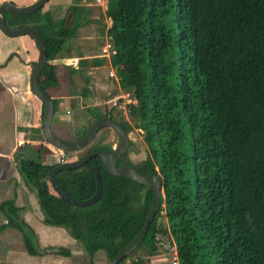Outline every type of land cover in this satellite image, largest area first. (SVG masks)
<instances>
[{
  "label": "trees",
  "instance_id": "1",
  "mask_svg": "<svg viewBox=\"0 0 264 264\" xmlns=\"http://www.w3.org/2000/svg\"><path fill=\"white\" fill-rule=\"evenodd\" d=\"M81 1L74 0L66 14H75ZM102 1L111 22L106 35L115 52L110 64L117 84L134 101L126 105L127 112L147 148L139 164L124 160L140 173L162 179L161 207L139 250L154 257L156 234L161 233L175 244L179 264H264V0ZM42 10L2 17L11 29L30 27L42 35L47 63L38 85L47 93L59 87V68L52 62L71 58L81 23L68 24L67 15ZM103 64L104 59L95 58L89 66ZM87 66L84 58L77 68L66 65L70 81ZM87 87L82 97L89 95ZM53 104L56 109L57 101ZM88 112L93 122L114 119L111 111L101 113L97 107ZM121 125L131 131L128 122ZM86 131L62 139L76 141ZM93 149L111 151V146L64 154L73 162ZM58 165L15 158L22 183L35 194L43 224L63 228L83 247L90 264L99 252L110 261L141 230L152 190L106 174L93 158L55 175L71 198L87 201L96 192L94 167L99 168V200L75 207L50 183ZM15 200L16 192L0 204L6 222L1 229L17 230L29 256L70 257L68 248L40 247ZM162 214L166 226L158 225Z\"/></svg>",
  "mask_w": 264,
  "mask_h": 264
},
{
  "label": "rangeland",
  "instance_id": "2",
  "mask_svg": "<svg viewBox=\"0 0 264 264\" xmlns=\"http://www.w3.org/2000/svg\"><path fill=\"white\" fill-rule=\"evenodd\" d=\"M50 2H53V0ZM73 2L74 0H72L70 3H67L66 5H58L56 7H50L51 5L48 4L46 5L47 7L44 8V10H54L53 13L55 14V17L67 15L68 24L73 21H78L81 23V27L77 31L74 39H72L70 55L86 59L88 66L84 69L81 75H75L71 82L69 75L67 74V69L65 68V66L68 65L67 59L59 61V69H61V71H58V78L61 88L63 89L69 85V88H66L67 91L65 93L71 95L72 98H75V100L79 101L78 106L76 103H71V109L69 111L70 113L67 116L69 117L75 133L86 131V129H88L90 123H92L91 121L93 120L88 110L93 107H97L101 113L111 111L117 121L128 122L131 126V131L128 134L130 145L126 152V160L133 165H137L146 158L147 148L142 140V131L136 127L135 119L129 116L127 112L126 105L133 103L134 101L125 90L119 87L116 81L117 78L109 77L108 63L104 62L106 64H103L97 68L89 66L90 62L98 56L100 48L104 44L110 43L106 35V31L110 27L111 22L105 15V6L102 0H82L77 5L78 10L75 14L72 12L66 14L65 11L67 10V7L72 6L74 4ZM68 66L71 67L70 65ZM64 77H66L69 82L65 81ZM86 86H88L87 92L89 95L82 97L80 94ZM58 92L59 91L57 90L54 93L58 95ZM0 107L4 108L2 112L0 109V144L2 151L8 153L11 151V147L14 145L13 143L15 141V136L13 134L15 125L12 121L13 110L9 109L8 106L6 107V105L1 103V101ZM27 130V132H29V129ZM16 131H19L20 133L24 132V134L26 132L25 130ZM58 135L61 137L64 136L62 134ZM41 138L44 140L43 136H41ZM115 144H118V136L116 135V132L111 128H104L98 132L88 147L97 145H101L102 147L104 145L114 146ZM37 149L38 148L36 146H29L27 148V153H25L23 157L26 156L31 159L42 161L41 157L42 154H44V150ZM19 150L22 152V149ZM82 152L83 151L73 153L72 156H77V154L79 155ZM18 155L20 156L19 152H12L9 158L7 156H0V181L9 178V182L13 180L12 176L17 172L15 158ZM15 176H17V180H19L21 184L22 180L18 173ZM17 180L14 183L11 182V184H7V182L0 183V204L4 200L12 198L13 188L15 189L18 187ZM29 210V216L36 217L35 219L39 218L38 216L43 217L35 198L34 202L30 204ZM23 215L24 214H20L22 219ZM3 221L5 220L0 213V223ZM31 222H33V219ZM166 224L167 221L164 217V214H162L158 218V225L166 226ZM28 225L36 234L41 248H47L51 246L58 247L61 245L68 247L67 244H63V238L60 235L55 237L44 232L45 230H54L52 229L53 227L42 224L41 227L36 228V225L30 224V221L28 222ZM67 236L69 235L67 234ZM156 238L157 240L162 238L164 245H158V241L156 240V253L154 257H149L147 252L138 249L130 255L124 264H170L169 259L171 256V251L168 249L170 242L169 237L167 235L158 233L156 234ZM4 243L6 245H4ZM46 245L48 246L44 247ZM77 248L79 250L75 252L73 257L78 263L75 262L74 264H90L89 258L84 252L83 247L77 243ZM79 256L82 258L80 259ZM56 260V257L38 258L29 256L23 248L21 234L15 229L9 230L8 233L6 232L5 236L3 237L0 236V264H51ZM93 264H109V261L103 252H99L93 258Z\"/></svg>",
  "mask_w": 264,
  "mask_h": 264
},
{
  "label": "crops",
  "instance_id": "3",
  "mask_svg": "<svg viewBox=\"0 0 264 264\" xmlns=\"http://www.w3.org/2000/svg\"><path fill=\"white\" fill-rule=\"evenodd\" d=\"M35 1L36 0H1L0 4L11 3L17 7H25V6H29ZM71 1L72 0H53V2H48L46 5L50 4L51 5L50 7H56L58 5L59 6L66 5ZM46 5L43 7L42 12L47 11L44 10V8L47 7ZM38 55H39V51L37 45L31 37L21 36L16 38H9L0 31V101L1 103L5 104L6 107L8 106L9 109L13 110L12 121L15 125L14 128L15 130L13 129V134L15 136V141L13 143L14 145L11 147V151L7 153L5 151H2L0 144V156H7L9 158L12 152H19L20 155L24 156V154L27 153V148L29 146H36L39 150H44V154L41 153L42 162L47 165H53V164H58V161L61 158V156L63 155L65 156V154L53 150V148H50V145H48L41 138L42 136L41 121H42V113L44 106L41 103V101L38 100L32 94L29 88L31 71L34 67V64L37 62ZM67 57H68V53H66L65 55V58ZM71 58L80 59L74 56H71ZM59 61H62V59L60 58L56 59L52 62V64L60 68ZM104 62L108 63L110 70L109 62H107L106 60H104ZM93 68H97V67H93ZM59 70L61 71V69ZM64 78L65 81H68L66 77ZM68 86L62 89L59 81V87L49 89L47 92L52 102L53 100L57 101L56 109L51 123V130L56 136L60 138H65L66 136L71 134L74 136L76 134L75 131H73L72 124L67 115H69L70 113L69 111L71 109L70 107L71 103L72 104L76 103L78 106L79 101L75 100V98H72L71 95L65 93L67 91L66 88ZM57 90L59 91L58 95L54 93ZM0 109L1 112L4 110V108L1 107ZM91 122L92 123H90V126L94 123L93 120ZM27 129H29V132H27L28 131ZM16 130H20V131L25 130L26 132L24 134V132L20 133L19 131ZM58 134H62L64 136L61 137ZM19 149H22V152ZM16 174L14 173L12 176L13 180L11 182L13 183L18 179L17 176H15ZM9 181L10 178L6 180L4 179L3 181H0V183L7 182V184H11V182ZM17 183H18V187L15 189L13 188L12 193L14 194V192H16L15 203L17 206L23 209L22 214H24L23 215L24 221L27 224L30 221V224L36 225L35 226L36 228L41 227V225L43 224V217L38 216L39 218L35 219L36 217L29 216L30 204L34 202V198L36 199L35 194L29 191L24 186L23 183L20 184L19 180H17ZM32 219L33 222H31ZM5 223H6L5 221L0 223V234H1L0 236L2 237L5 236L6 232L8 233L9 230H12V228L1 229ZM52 229L54 230H45L44 232H46V234L49 233L50 235H53L55 237L60 235L63 238V244L64 243L67 244L68 247L63 245L58 247L68 248L71 252V256L66 258L55 255H47L44 257H56L57 260L55 262H52L51 264H74L75 262H77L74 260L73 257L75 252L79 250L77 248V243L70 236H67V233L62 228L53 227ZM4 245L6 244L4 243ZM47 246L48 245L44 247ZM44 257H38V258H44ZM81 258L82 257H80V259Z\"/></svg>",
  "mask_w": 264,
  "mask_h": 264
},
{
  "label": "water",
  "instance_id": "4",
  "mask_svg": "<svg viewBox=\"0 0 264 264\" xmlns=\"http://www.w3.org/2000/svg\"><path fill=\"white\" fill-rule=\"evenodd\" d=\"M52 0H36L29 6L17 7L11 3H6L0 5V31L9 38H16L21 36L31 37L38 48L39 55L37 62L34 64V67L31 71L29 88L32 94L41 101L44 106V113L41 121V131L44 141L63 153H76L87 148L91 142L94 140L98 132L104 128L113 129L119 138L118 146L112 151H101L98 149H93L88 152L83 158L73 161L59 164L50 174V183L53 189L60 194L67 202L75 207H87L97 202L101 195L102 190V180L99 168L94 167L95 179H96V192L94 196L87 201H77L71 198L67 192L57 183L55 175L56 173L64 170H75L84 166L88 161L93 158L99 160L102 164L103 170L106 174L115 177H126L130 178L132 182L145 186L153 192V199L151 207L146 216L144 224L137 234V236L123 247L110 261L109 264H119L120 261L129 257L135 251H137L146 234L147 231L153 222L155 215L158 213L161 207V195H162V179L159 175L155 174H142L132 166L126 165L124 163L116 166L118 161L126 154L130 139L129 135L123 126L113 120L111 117H103L96 122H94L86 131L85 135L76 141H66L62 138L56 136L51 130V123L54 116L55 108L50 96L41 91L38 85V80L41 72L44 70L47 58H46V44L42 35L35 29L30 27H23L19 29H11L4 21L2 15L5 13L18 15V16H27L31 15L38 10L42 9L48 2Z\"/></svg>",
  "mask_w": 264,
  "mask_h": 264
},
{
  "label": "built area",
  "instance_id": "5",
  "mask_svg": "<svg viewBox=\"0 0 264 264\" xmlns=\"http://www.w3.org/2000/svg\"><path fill=\"white\" fill-rule=\"evenodd\" d=\"M114 53L115 52L113 50L112 45L110 43H106L100 48V52H99V54L97 56L98 58L104 59L107 62H109L110 70L108 72V75H109L110 78H114V77L117 78L115 69H113L111 64H110L111 58L114 55ZM78 61H79V59H77V58H69V59H67V64L71 65L74 68H77ZM116 81H117V79H116ZM63 156H61V158L59 159L58 164H63V163L67 162V157L66 156L63 157ZM157 241H158V245H160V246L164 245V242H163L162 238L158 239ZM168 249L171 251V256H170V259H169L170 264H179L178 257H177V252H176V247H175V244L173 243V241L171 239H170V242H169Z\"/></svg>",
  "mask_w": 264,
  "mask_h": 264
},
{
  "label": "flooded vegetation",
  "instance_id": "6",
  "mask_svg": "<svg viewBox=\"0 0 264 264\" xmlns=\"http://www.w3.org/2000/svg\"><path fill=\"white\" fill-rule=\"evenodd\" d=\"M113 120H115V121H117L116 119H115V117L113 116ZM117 122H119L120 124H121V122L120 121H117ZM129 134V133H128ZM116 135H117V133H116ZM118 136V135H117ZM118 144H119V138H118ZM118 144H115L114 146H111V151L112 150H114L117 146H118ZM116 146V147H115ZM124 158H125V160H126V154L118 161V163H117V165L116 166H119L120 164H122V163H124V164H126V162H125V160H124ZM123 160H124V162H123ZM127 165V164H126Z\"/></svg>",
  "mask_w": 264,
  "mask_h": 264
}]
</instances>
